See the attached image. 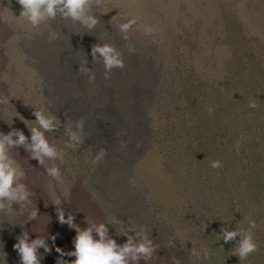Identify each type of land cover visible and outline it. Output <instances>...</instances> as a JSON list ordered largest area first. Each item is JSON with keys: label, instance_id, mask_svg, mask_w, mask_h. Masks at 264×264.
<instances>
[{"label": "rangeland", "instance_id": "1", "mask_svg": "<svg viewBox=\"0 0 264 264\" xmlns=\"http://www.w3.org/2000/svg\"><path fill=\"white\" fill-rule=\"evenodd\" d=\"M92 11L100 23L91 31L62 17L33 28L20 18L18 0H0V131H23L29 137L28 144L12 149L26 173L20 182L41 190L38 204L64 252L75 250L77 231L61 223L59 213L74 216L77 225L80 197L100 223H108L118 244L127 243V235L146 232L173 264H264L260 173H253L250 182L234 176L236 157L228 147L237 114L229 116L228 108L250 110L255 100L256 113L264 118V86L259 85L264 80V0H100ZM116 16L138 23L124 33ZM103 43L122 53L123 68L106 74L103 57L97 61L92 54ZM247 59L256 60L255 66L243 67ZM82 65L92 70L94 80L80 72ZM248 94L249 101L244 99ZM187 97L194 99L192 107ZM10 98L13 105L7 103ZM203 98L217 104L206 120ZM34 109L58 118L47 137L62 150L63 161L45 157L41 164L33 158L28 145L29 123L36 126ZM15 110L24 119L13 123ZM194 118L203 126L211 155L202 162L213 163L215 157L221 162L213 183L186 179L189 169L181 170L180 132L189 136L183 140H203L190 125ZM80 120L82 140L73 147L69 134ZM261 154L264 144L254 155L263 169ZM55 165L62 170L59 181L48 173ZM13 207L0 210V264H23L15 244L25 232L31 242L25 212L20 204ZM244 207L250 208V219ZM207 209L210 214L204 216ZM238 228L251 231L258 245L243 260L234 255L242 237L225 242L222 236L224 229ZM205 248L210 258L203 256ZM40 258L41 264H58Z\"/></svg>", "mask_w": 264, "mask_h": 264}, {"label": "clouds", "instance_id": "2", "mask_svg": "<svg viewBox=\"0 0 264 264\" xmlns=\"http://www.w3.org/2000/svg\"><path fill=\"white\" fill-rule=\"evenodd\" d=\"M94 2L98 6L100 0H18V3L22 6L20 18H26L33 28H39L57 17H62L65 20L78 22L89 31L94 30L100 23L99 17L92 11ZM114 20L117 21L116 26L119 31L124 33L132 30L138 23L136 18L117 20L116 16ZM92 54L97 61L100 60L101 56L103 57L106 74L111 72L113 68L124 67L122 53L110 43L97 44L94 46ZM80 72L88 75L91 80L95 79V74L92 70L84 65L81 66ZM11 98L7 103L13 105ZM0 103H3V101H0ZM250 106L256 107V101H251ZM209 111L211 112L213 109H209ZM34 115L37 118L35 127L25 121L29 123L33 133L31 137L32 143L28 145L29 149L33 151V158L39 159L41 164L45 163V157L63 161L62 150L57 144L51 143L47 137V133L56 130L58 118L46 109H34ZM11 117L13 118L11 121L13 123L15 118L24 119L16 110ZM83 131L84 121L75 122V130L70 131L69 134L70 146L74 147L82 140ZM15 136H18L19 139H13ZM28 140L29 137L23 131L14 130L9 134H4L0 131V210L5 209L8 205H11L14 209V204H20L19 211L24 212L32 204L30 200L31 193L28 191L27 186L20 182L24 179L26 173L19 166L12 152L14 147L28 144ZM220 166V161H215L212 164L213 168H219ZM48 173L57 181L62 177V170L59 165L49 167ZM55 203L60 204L61 199L55 198ZM38 215V210H31L29 218L36 219ZM59 219L61 223H67L70 227H73L77 231V236L75 238V250L65 253L62 248L57 247V252L61 253L58 264H140L141 261L150 264L151 258L156 251L154 242L148 237L146 232L127 235V243L121 245L117 243L115 238L110 236V228L106 222L97 224L89 219L90 226L86 229L80 228L75 224V217L66 216L62 210L59 213ZM255 226V221H251V227L254 228ZM222 236L225 242L231 241L238 236L242 237L234 253L240 260L247 258L258 249L251 231L246 234L241 228L233 231L224 229ZM55 239L56 237H53V240ZM40 247H44L46 251L51 252V248L43 238L30 242L27 232L15 244V249L19 250L23 264H41ZM6 255L5 253V257ZM65 255L74 256L76 259L70 262L65 261L63 259ZM193 255L198 256L199 252H194ZM203 256L210 258L211 251L205 248Z\"/></svg>", "mask_w": 264, "mask_h": 264}, {"label": "trees", "instance_id": "3", "mask_svg": "<svg viewBox=\"0 0 264 264\" xmlns=\"http://www.w3.org/2000/svg\"><path fill=\"white\" fill-rule=\"evenodd\" d=\"M247 60L248 61L246 63L244 61H242L243 67L244 66H245V68L250 67L249 62H254L252 66H255L256 60H254V59H247ZM245 68H243V70ZM263 81L264 80L259 81V85L261 87L264 86ZM236 89L238 90V88H236ZM182 94H184V93L182 92L179 95V97L182 98V96H183ZM204 95H205V99H208L207 94H204ZM249 95L250 94H248L247 98H244V99L245 100L247 99V101H249L248 100V99H250V98H248V97H250ZM188 98L189 97H187V100H188L187 102L189 103L190 107H192L194 99H192V98L188 99ZM205 99H204V103L206 104V106H207L206 109L208 111L204 115L201 114V116L206 120L209 118V115H210L209 109L216 110L215 105H217V104L214 105V102L210 98L209 99L211 102L209 100L207 101ZM228 109H229V113H230L229 116L230 115L234 116V114H236V112H237L236 118L234 119V121L236 122L235 123L236 128H235L234 137H233L232 142L228 146L230 153H231V156H233V154H234L236 157L235 167H234V170L232 172H233L234 176L236 174L240 175V176H242L243 180L247 179L250 182L251 181L250 177L253 178V175H254L253 173L258 171L260 173L258 176V179H259L260 184H262V189L264 191V168L263 169L258 168V166L256 164L257 162H256V160H254L255 153L256 152L259 153V149H261V146L264 144V143H262V142H264L263 141L264 140V118L262 119L263 115L261 113H256L259 111V109L257 110V107L251 108L250 110L247 107H242V108L238 107L239 111L238 110L235 111V108H234V110L231 108H228ZM236 120H239V121H236ZM192 122H193V125L192 124H190V125L193 128V131L196 133V135H198V136L200 135L203 140H183L189 136H188V134L185 133L184 130L180 132L183 136L181 137V141L180 140L178 141L177 146H178V150H180V152L183 153L182 154L183 157L179 158V160L182 162V164H184V166H182L181 170L184 174L189 169V172L186 174V179L189 178V179L195 180V176H196L200 183H201V181H203V183H204L206 180H210L208 182L213 183L214 181H216V178H217V172L216 171H218L217 170L218 168H213L212 167L213 163L202 162L203 159L206 158V156H211L209 154L210 151H209V148L207 146L208 144H205V140H204V138H206V133H203V131H202L203 126L200 124V122H198V120L196 121L194 118V120H192ZM173 129H174V127H173ZM185 129H186V127H185ZM187 130L189 131V129H187ZM172 140H174V139H172ZM182 141H187V144L183 146L182 144H180V142H182ZM189 141H190V144L188 143ZM171 147H172V145L169 147V149H171ZM219 147H220L219 144H216L215 148L217 149V151H218ZM220 149H221V147H220ZM214 156H212V157H214ZM262 156L264 157V155H262ZM213 160L216 161V157ZM263 166H264V164H263ZM192 175H193V177H192ZM241 183H240V186H242ZM191 184H193V183H191ZM191 184H187L188 189L191 188L190 187V186H192ZM210 204H212V203H210ZM244 208L246 210L245 215L247 217H249V219H250L251 218V214L249 211L250 208H248V207H244ZM209 212H210V209H207V212L203 211L204 216H205V213L210 214ZM213 212H214V217H216L217 211H215L213 209Z\"/></svg>", "mask_w": 264, "mask_h": 264}, {"label": "bare ground", "instance_id": "4", "mask_svg": "<svg viewBox=\"0 0 264 264\" xmlns=\"http://www.w3.org/2000/svg\"><path fill=\"white\" fill-rule=\"evenodd\" d=\"M32 175H35V174H32ZM32 184H25L27 186L28 191L31 193L30 200L32 201V204L28 206V210L24 211L25 212L24 218L27 223V229L31 236V242L35 241L36 239L43 238L46 244L51 248V252H48L45 250L44 247H40L39 248L40 256L47 259L50 262L55 263V262H58L61 258V253L57 252V247L59 248H62V247L56 239L53 240L54 235L52 232V226L50 224V221L46 217L47 215H45L43 212L44 208L42 209L38 204L40 199H42V194L40 192L41 190H39V187L37 186V184L36 185H32ZM77 199L79 201L77 205L78 206L77 207L78 208L77 225L80 228L86 229L87 227L90 226L88 222L89 219L99 224L100 217L96 213V211L93 209V207L82 203L80 197H78ZM83 199L85 198L83 197ZM31 210H38L39 215L36 219L29 218ZM155 248H156V251L151 258L150 264H173L168 259L166 252L162 248H160L157 245H155ZM63 259L65 261H68V259L66 258V255L63 257ZM140 264H147V262L141 261Z\"/></svg>", "mask_w": 264, "mask_h": 264}]
</instances>
